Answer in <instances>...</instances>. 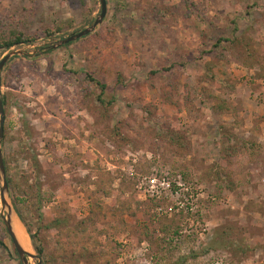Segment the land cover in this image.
<instances>
[{"label": "rangeland", "instance_id": "1", "mask_svg": "<svg viewBox=\"0 0 264 264\" xmlns=\"http://www.w3.org/2000/svg\"><path fill=\"white\" fill-rule=\"evenodd\" d=\"M107 3L92 34L55 49L94 25L100 0H0V31L36 39L0 51L18 52L3 72L2 148L33 254L264 264V0ZM0 240V264H21L1 214Z\"/></svg>", "mask_w": 264, "mask_h": 264}, {"label": "water", "instance_id": "2", "mask_svg": "<svg viewBox=\"0 0 264 264\" xmlns=\"http://www.w3.org/2000/svg\"><path fill=\"white\" fill-rule=\"evenodd\" d=\"M100 2H101V14L99 18L95 21L94 25L91 28H87L82 32H79L77 34H72L70 37L59 42L56 46H54L55 49L67 46L83 38L88 37L104 22L108 14V3L107 0H100ZM17 54L18 52H12L7 56H5L0 62V184H1L0 214H1V218L3 219L7 234L10 237L12 245L20 258L21 264H29L30 263L29 260L38 261L37 264H42V260L39 258L37 254H31L27 252L19 242L13 229V217H15V212L8 202V200L10 199V188L7 180L5 160H4L3 148H2L5 137V124H6V112L3 101V72L6 65L11 60V58Z\"/></svg>", "mask_w": 264, "mask_h": 264}, {"label": "trees", "instance_id": "3", "mask_svg": "<svg viewBox=\"0 0 264 264\" xmlns=\"http://www.w3.org/2000/svg\"><path fill=\"white\" fill-rule=\"evenodd\" d=\"M2 27L3 26H2V23L0 21V29H2ZM1 32L2 31H0V51H2V50H10V49H12L15 46L22 45L24 43H26V44H33L36 41L35 38H33V37H27L23 32L18 31L16 29H9L7 31L5 30L2 33ZM87 77H88V79H90V81L92 83H95L96 86H98L101 89L102 95H103L105 93L106 89H107V86L105 84H102L101 82L95 80L91 76H87ZM99 102H101V104H105V102L102 99V96L99 97ZM4 106H5V110H6V100H4ZM169 134L171 136L170 144L172 146H176V145H179V144L182 145V147L184 146V144H182V142H183L182 138L177 133L172 132V135H171V133H169ZM169 134H167V135H169ZM158 135H159V137L163 138V133L162 132L159 133ZM247 145L248 144H246V143L244 144L245 148L248 147ZM244 146H240L239 149H237V148L234 147V149H232V150L237 153L238 150L239 151L245 150ZM226 151L228 152V151H231V150L230 149H227ZM5 165H6V172H7V175H8L9 185L14 190L15 196L17 198H19V195L22 193L21 192L22 191L21 184H19L18 181H15L14 180V178H13V176H12V174L10 172V169H9V167H8V165H7L6 162H5ZM41 169H42V167H41V164H40L39 160H35V161L33 160V164L31 166V171L33 173H36V172H39ZM220 169H223V170L221 171ZM216 172H217V175L218 176L224 175L225 174V169L222 166H219V167H217V171ZM40 175H42V173H40ZM41 181L42 180L40 178H38V177L36 178V182L35 183L37 185V190L39 192L42 191V183H41ZM32 187H31V189H33ZM18 216L22 220V222L24 224H26L25 220L23 219V217H22V215L20 213H18ZM56 223L58 224L59 221H56ZM28 231H29V229H28ZM29 234L31 235V232L30 231H29ZM226 234H227L226 232H223L220 235V240L223 239L221 241V243H223V245H226V246L232 245L233 240L231 239V237H232L231 234H229V236L227 235V238L225 237V239L222 236V235H226ZM31 237L34 238V240L36 239V236H33L32 235ZM220 240H219V243H220ZM0 247H3V248L6 247L5 244H4V242L2 240H0ZM35 248H36V251H37V253H38V255H39V257L41 259H43V257L47 259V257L45 256V249H44V246L43 245H38V246L35 245Z\"/></svg>", "mask_w": 264, "mask_h": 264}, {"label": "bare ground", "instance_id": "4", "mask_svg": "<svg viewBox=\"0 0 264 264\" xmlns=\"http://www.w3.org/2000/svg\"><path fill=\"white\" fill-rule=\"evenodd\" d=\"M13 229H14V232H15L19 242L24 247V249L27 252L33 254V249H32L31 243L29 241V237L25 231V228L16 216L13 217Z\"/></svg>", "mask_w": 264, "mask_h": 264}, {"label": "built area", "instance_id": "5", "mask_svg": "<svg viewBox=\"0 0 264 264\" xmlns=\"http://www.w3.org/2000/svg\"><path fill=\"white\" fill-rule=\"evenodd\" d=\"M151 183H153V184H154V183H156V181H155V180H153ZM153 187H154V186H152V188H153Z\"/></svg>", "mask_w": 264, "mask_h": 264}]
</instances>
